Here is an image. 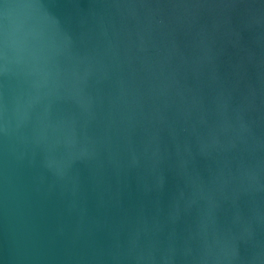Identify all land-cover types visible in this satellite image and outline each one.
<instances>
[{"label":"water","instance_id":"1","mask_svg":"<svg viewBox=\"0 0 264 264\" xmlns=\"http://www.w3.org/2000/svg\"><path fill=\"white\" fill-rule=\"evenodd\" d=\"M0 264H264V0H0Z\"/></svg>","mask_w":264,"mask_h":264}]
</instances>
